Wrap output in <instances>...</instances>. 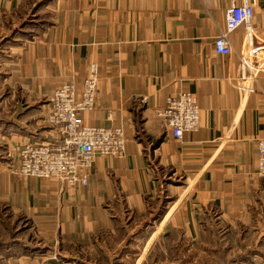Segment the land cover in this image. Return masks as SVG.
I'll return each mask as SVG.
<instances>
[{"label":"crops","instance_id":"obj_1","mask_svg":"<svg viewBox=\"0 0 264 264\" xmlns=\"http://www.w3.org/2000/svg\"><path fill=\"white\" fill-rule=\"evenodd\" d=\"M247 2L260 47L264 0ZM231 5L0 0V17L31 13L36 29L30 38L13 30L0 39V77L12 94L0 110V227L13 230L0 241V264H142L160 237L180 234L198 246L220 226L252 253L239 264H264L255 146L264 138V71L242 101L234 86L244 29L228 35L230 56L214 51ZM90 64L98 66V87L83 122L121 128L124 156H96L86 187L18 175L21 146L56 139L46 122L49 98L63 84L79 88ZM179 92L200 108L199 129L180 141L156 116Z\"/></svg>","mask_w":264,"mask_h":264},{"label":"built area","instance_id":"obj_2","mask_svg":"<svg viewBox=\"0 0 264 264\" xmlns=\"http://www.w3.org/2000/svg\"><path fill=\"white\" fill-rule=\"evenodd\" d=\"M251 18L252 7L247 0H242L240 5L232 0L231 7L225 12L224 30L214 39L215 53L228 57L232 52L228 35L239 27L244 29L245 51L239 56L234 86L242 101L254 92L256 78L264 71V45L254 46ZM97 87L98 66L90 64L79 88L69 83L54 91L48 100L46 122L55 131L56 139L21 146L16 169L18 175L56 180L66 188L86 187L96 156H124L126 139L121 128L90 127L83 122V115L95 106ZM156 116L178 141L200 127V108L189 92L169 96L165 107L156 111ZM255 146L257 173L263 177L264 138L258 139Z\"/></svg>","mask_w":264,"mask_h":264},{"label":"rangeland","instance_id":"obj_3","mask_svg":"<svg viewBox=\"0 0 264 264\" xmlns=\"http://www.w3.org/2000/svg\"><path fill=\"white\" fill-rule=\"evenodd\" d=\"M30 15L31 13L26 16L19 14L13 17H0V25L6 27L5 31L0 30V39L4 36L10 37L13 30L18 35L17 38H30L31 34L36 32V29L31 26ZM13 20L15 23L11 25ZM23 31L25 33L22 34H28V36L21 35L20 32ZM1 44L3 45V39L0 40ZM1 75H3V70L0 67ZM10 95L12 96L10 88L4 86L3 79L0 77V110L5 111L6 102L7 108L11 106L8 103ZM3 131L4 126H0V134H4ZM4 143V141H0L1 146H5ZM226 230L223 226L212 229L198 246L180 234L160 237L151 251L144 256L145 260L142 264H239L241 260L252 253L240 251L239 247L243 245H239V237L230 238ZM12 231L11 228L0 227V241L3 242L6 233L10 235Z\"/></svg>","mask_w":264,"mask_h":264}]
</instances>
